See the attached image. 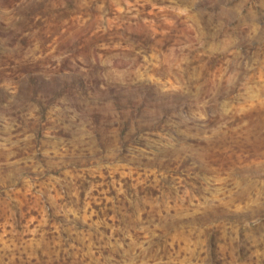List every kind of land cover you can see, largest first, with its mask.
Masks as SVG:
<instances>
[{
    "label": "rangeland",
    "instance_id": "rangeland-1",
    "mask_svg": "<svg viewBox=\"0 0 264 264\" xmlns=\"http://www.w3.org/2000/svg\"><path fill=\"white\" fill-rule=\"evenodd\" d=\"M0 264H264V0H0Z\"/></svg>",
    "mask_w": 264,
    "mask_h": 264
}]
</instances>
